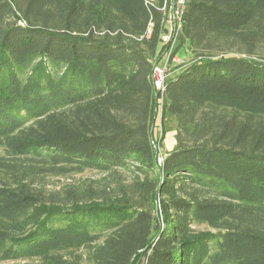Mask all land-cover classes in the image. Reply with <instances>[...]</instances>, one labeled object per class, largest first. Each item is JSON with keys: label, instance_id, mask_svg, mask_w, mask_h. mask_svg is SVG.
Masks as SVG:
<instances>
[{"label": "trees", "instance_id": "16d2710c", "mask_svg": "<svg viewBox=\"0 0 264 264\" xmlns=\"http://www.w3.org/2000/svg\"><path fill=\"white\" fill-rule=\"evenodd\" d=\"M172 6L0 0V264H264V0H185L160 104Z\"/></svg>", "mask_w": 264, "mask_h": 264}, {"label": "rangeland", "instance_id": "374dc122", "mask_svg": "<svg viewBox=\"0 0 264 264\" xmlns=\"http://www.w3.org/2000/svg\"><path fill=\"white\" fill-rule=\"evenodd\" d=\"M183 10V3L182 0H173V6L170 8V24L169 27L174 31L175 36H172L171 39L167 41L168 47L173 46V52L176 49L175 52V60H173L168 64V75L169 78L176 75L181 71V69H177L176 67H185L190 64L192 60V53H191V45L190 41L186 40V42L179 47L180 42L177 40V37L179 35V32L177 31L176 25L178 23V19L181 16V12ZM176 37V38H175ZM167 56V55H165ZM163 57V59L158 63L159 68L163 69L165 66V63L167 61V57ZM161 105L159 107L158 116L155 122L154 127V136H155V142H156V150L158 152V158L161 157L162 160L165 158L167 153L172 152L177 147V138H176V128L177 123L176 120L173 117L166 116V119L162 122L161 117ZM162 139V146L161 149L158 144V140ZM3 154V150L0 149V155ZM159 165V164H158ZM103 176L99 173L95 172H87L85 174L81 175H75L72 177L67 178H51L48 180V187L50 190H57L60 189L68 184H80L87 180H98L101 179ZM36 264V263H31Z\"/></svg>", "mask_w": 264, "mask_h": 264}, {"label": "built area", "instance_id": "2783aa9c", "mask_svg": "<svg viewBox=\"0 0 264 264\" xmlns=\"http://www.w3.org/2000/svg\"><path fill=\"white\" fill-rule=\"evenodd\" d=\"M184 1L185 0H182L183 8H184ZM181 15H182V12H181ZM175 25H176L177 31L179 32V30L181 28V16L178 19V23L175 24ZM173 33H174V31H173ZM173 36H175V33H174ZM171 38H172V36L166 37L165 38V42L167 43V41L169 39H171ZM172 48H173V46L169 47L168 52L165 54L167 56L164 55L165 57H167V61L165 63L164 68L163 69L159 68V66L157 64V65H155L154 71H153L154 86H155L156 92L158 93V96L159 95L161 96L160 104L163 103V95H164V92H165L166 81H167V78H168V70L167 69H168V64L170 63L171 55L173 53V49ZM173 60H175V58ZM164 159L162 160L161 157L158 158V164H159V166H161L163 164Z\"/></svg>", "mask_w": 264, "mask_h": 264}, {"label": "water", "instance_id": "95a60500", "mask_svg": "<svg viewBox=\"0 0 264 264\" xmlns=\"http://www.w3.org/2000/svg\"><path fill=\"white\" fill-rule=\"evenodd\" d=\"M159 63V62H158ZM158 63H156V65L158 64ZM158 100V99H157ZM157 109H158V106H157ZM156 122V121H155ZM155 124V123H154ZM153 131H154V129H153Z\"/></svg>", "mask_w": 264, "mask_h": 264}]
</instances>
